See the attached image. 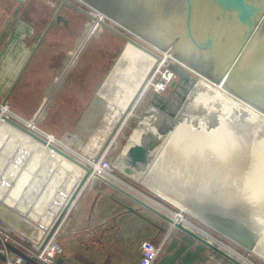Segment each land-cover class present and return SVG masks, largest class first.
<instances>
[{
    "label": "crops",
    "instance_id": "crops-1",
    "mask_svg": "<svg viewBox=\"0 0 264 264\" xmlns=\"http://www.w3.org/2000/svg\"><path fill=\"white\" fill-rule=\"evenodd\" d=\"M53 3L51 0H0V98L3 99L8 94L43 29L47 26L50 20L47 14L54 7ZM45 9L48 10L47 13L43 12ZM69 9L68 6L61 8L62 12ZM61 16L64 22L54 21L50 25L10 93L9 103L11 101L14 104L13 93L22 80L27 82L30 79L29 74H34L35 71L38 73L40 70L43 73L47 71V73L54 74L61 71L59 60L53 64L59 51L55 50L52 44L56 23H63L64 28H70L68 27L70 19L65 18L63 13ZM87 31L88 29L85 28L80 33L78 41L86 35ZM125 46H128L129 50L121 52L126 54L119 53L126 60L132 61L130 53L127 52H131L130 48L139 49L130 44ZM47 59H49L48 62ZM131 65L130 62L129 66ZM150 68L151 66L148 70ZM121 71L120 69V73ZM148 73L149 71L145 75L147 76ZM140 85L138 84L134 90L131 85L123 86L126 92L123 94L120 89V102L117 104H101V113L107 117L111 115L107 123L104 124L102 121L100 124L103 128L101 137H108ZM34 111L26 116H33L36 113ZM133 134L129 133L127 136L124 148ZM119 162L120 160L115 165H119ZM57 163L59 166L54 167ZM115 167L118 169L117 166ZM17 168L21 169V173L15 177L14 169ZM29 173H32L35 178L28 182ZM82 174V169L66 157L52 149H45L39 140L30 137L21 129L0 118V186H2L0 203L10 202L6 205L7 207L19 208V206H13L17 193L25 187V191L19 194V199L25 203L28 202L34 197L37 181L39 184L45 175L48 176L49 178L44 182L45 187L41 192H37L38 197L34 200L37 202L34 206V217L42 206L49 210L48 215L45 216L49 220L45 228L48 232L57 220L61 209L71 199ZM7 184L8 189L4 192ZM53 192L56 195L54 200ZM49 198L50 203L44 204ZM0 215L3 216L2 213ZM161 215L146 209L127 195L96 180L79 194L61 221L58 233L61 253L56 258L55 264H137L140 257V242L144 239L157 240L163 235L167 236L166 240L153 264H220L215 255L216 252L201 241L202 237L170 226ZM5 216L11 224H17L25 230L29 229L26 223L19 221L16 217ZM15 248L24 253H27L28 249L26 246L23 247V244Z\"/></svg>",
    "mask_w": 264,
    "mask_h": 264
},
{
    "label": "rangeland",
    "instance_id": "rangeland-1",
    "mask_svg": "<svg viewBox=\"0 0 264 264\" xmlns=\"http://www.w3.org/2000/svg\"><path fill=\"white\" fill-rule=\"evenodd\" d=\"M51 2L52 3L54 2L53 3L54 7H52L51 12L47 14L49 19H51L50 17L52 16V13L55 11L58 5L57 0H51ZM74 3H76L78 6L82 7L83 9H86L80 3L78 2H74ZM63 7H66V6L64 5ZM43 12L47 13L48 10L45 9ZM62 13L65 18L70 19V24L68 26L70 28L68 29L64 28L63 23H60V24L56 23V26H54V30H53L54 36L52 38V44L54 45L55 50L59 51L57 55L58 57L53 61V64H56V61L59 60L61 64L60 65L61 71L58 74H54L51 72L47 73V71L43 73L39 69L40 71L38 73H35L36 72L35 71L34 74H29L30 79L27 82H25V80H22L21 84H19V87H17L13 93L15 105L11 101L9 104L11 105L13 112H15V114L19 115L23 119H31L32 116L29 117V116H26V114L30 113L33 110H35L34 112H36L40 104H42V107L39 109L40 112L38 111L35 117V121L34 120L27 121L26 123L28 125H33L37 121L36 128L39 131L44 132L46 134H50L59 141L60 147L54 144L58 149L70 155L71 157H74V159H77V161H79V163H81L82 165H86L88 160L91 159L90 157L91 153L99 152L100 148L102 147V145L105 143L107 139V138L101 137V133H103V128H101L100 124L102 123V121L104 122V124L107 123V119L110 120L111 115L107 117V116H104L103 113H101L100 111L101 104L102 103H105V104L110 103L112 105L117 104L118 102H120V89H122L121 91H123L122 92L123 94H125L126 92L123 86L131 85L134 90L138 84H141L142 79L144 78V76H146L145 73L149 71L148 70L149 67L152 66V59L147 57L148 56L147 54H146L147 56H145V53L140 52L139 50H135L134 48H130L131 52H127V53L128 54L130 53L132 61L126 60L123 57V55L120 53H125L121 51L129 50V48H127L128 46H125V45H128L130 43L125 42V40L116 36L112 32L106 30L105 28H102L101 25H99L98 23L94 22L93 20L85 16L84 14L74 10L71 7L69 10H63V12L62 10H60L59 15L61 16ZM85 28L88 29L86 35L78 41V38L80 37V33ZM39 34L37 36H39ZM89 36L90 38L88 39ZM48 61L49 59H47V62ZM130 62L132 64L131 66H129ZM177 62L180 63L179 61ZM127 67H129V69ZM185 68L187 71L189 70L188 67H185ZM67 69H69L68 72H66ZM109 69L111 70L108 73ZM120 69L122 70L121 73H120ZM123 69H126V70H123ZM107 73L108 75H106ZM105 76L107 77L105 81H103ZM159 78H160V73L156 75L154 81H157ZM37 79H39V81ZM180 79H181L180 75L178 73H175V77L172 80L174 81L175 84L172 87H170V84L172 82L171 81L166 86V88L161 92H154L153 87L151 86L148 89H146L144 94L142 93L143 96L140 98L139 102L136 104V108H135L136 116L139 118V116H141L145 112V110H147L149 106L154 107L158 111V107L162 105L163 103H164L163 105L167 104L169 108L171 109L172 105L170 104H175L176 99H177L176 97L177 89L176 88L178 86V83L180 82ZM148 81H149V78L147 79L146 84ZM101 83L102 84L105 83V85H102ZM102 88H106V89L102 90ZM173 96L174 98L169 104L168 101ZM158 98L164 99L166 102L162 103L158 101ZM153 103H156L158 107H155ZM137 117L130 119L127 122V124L124 127H122L119 130V132L114 134L113 137L110 139V141L112 140L113 143L111 142L110 143L111 146L107 148V154H108V157L112 161L118 162L121 159L123 155L122 150L125 145V140L127 136L129 135V133L131 132V130L137 124V119H138ZM10 120L16 122L13 119H10ZM191 120L187 118L184 121L178 122L179 127L182 130L181 132V130L178 128L180 130V133H183L182 135L186 136L187 141L192 143L191 147L194 146L193 145L194 142L199 143L201 141V137L203 136H206V137L214 136L218 133V131L219 133L222 131H225L223 132L224 133L223 140L220 142L225 146V147L223 146L224 147L223 149L225 151L222 149L217 152L218 153L221 152L222 154H225V155L228 154L227 157H232V156L234 157L235 155H237V157H235V160H238L239 162L238 161L236 162L240 165L241 156L239 154L231 155L233 153L232 147L236 146V143L232 140L229 141L228 137H231V136H230V133L228 134L227 132L229 131L234 132L236 130L233 129L230 124L226 123V121H230V120L224 119L222 117H218L216 120H218L219 124H210L208 125V128L204 127L203 124L202 125L197 124L198 127L195 129H194L195 124H192V123L190 124ZM149 123L152 124V128H153L154 124L152 120L150 121L149 119ZM202 126H203V129L205 128V131L207 132V134L206 132L205 134H201V132L198 131L200 130V128L202 129ZM32 131L35 132L34 130ZM154 131L148 134V132L146 131L144 127V131L142 132L141 136L137 137V139L139 140L140 138V141L142 142L145 138H147L146 136L150 137ZM196 131L198 132L196 133ZM210 132H214L215 134H210ZM69 136H73L75 138V140L77 141L76 145L66 142V138ZM234 139L236 140V142H239L240 140L243 139V137L241 135H236ZM208 140H210V142L213 144L214 147H217L219 145V143H217L215 139L209 138ZM250 142L251 143L247 145L253 146L252 141ZM163 144H164V141L160 145V148L157 149L159 153L156 150L155 156L153 155V153H155L153 152L155 149L151 151L153 153L150 154L149 156L150 161L148 165H146L143 169L144 172L149 176L154 171V169L151 166H149L152 159L154 158L155 161L157 158L160 160H163V158H159L157 156V153L159 155H163V154H160V151H165V147L163 146ZM189 145L190 144L187 143L181 146L182 147L181 150H183V153H185L186 150H188ZM226 146L231 147V148L229 147L231 153L227 149L228 147L226 148ZM203 148L205 149L204 145H203ZM233 149L236 151V148H233ZM174 150H176L175 147L171 146L170 151H174ZM205 151H210V150L205 149ZM152 156L154 157L152 158ZM203 156L208 157L207 154H203ZM125 159L126 157L123 160H120V162L122 161L123 163H125ZM200 163L201 162H199L198 165H200ZM237 163L235 164V169L233 166L234 171L229 170V173L233 172V176H234L233 181L235 184L239 183V178L238 177L236 178L237 176L236 173H238L237 170H239V165H237ZM22 165L24 166L23 163ZM175 165L176 164L173 163V165L170 166V169H168V166L165 165L166 166L165 169L159 168L157 171L158 173L161 170V176L158 177L156 182L165 181L166 185L170 184L168 187H166L170 191L169 194H171V191H177V190L182 191V189L187 190L186 185L184 186L181 184L182 183L181 178H186L185 176H181V178L167 177L169 173L167 170H170L171 172L175 171V173L177 174L179 173L175 170ZM58 166H59V163H57V165H54V167H58ZM125 167H127L126 163H125ZM18 171L19 173H21V169L20 170L19 168L14 169L15 177L17 174H19ZM131 171L140 172V170L137 171L135 169H132ZM113 174H118V177L120 178L121 182L124 185L127 184L128 187L138 191L139 193L151 199L152 201H155L156 203L160 204L167 210H170L171 212H174V213L180 212L184 216L185 220L188 221V223L204 231L206 234L212 236L215 240L226 245L230 249L238 252L240 255L245 257V259H247L252 264H264V228H262V225L259 226V224L261 223H258L257 224L258 226H254L252 229L253 231L251 230L254 235V243H253L252 249L247 250L241 247L240 245L234 243L227 237L223 236L222 234H220L219 232L211 228L209 225L204 224L198 218H195L191 214L182 210L179 204H174L170 200L166 198L163 199L162 197H160V195H162L165 192H161L160 187L157 184L156 186L154 185V190H151L148 183L147 184L142 183L145 181L141 182L140 179L135 180L132 177L130 178L123 177V175L118 172V169L115 167V165L113 168ZM33 176L34 175L32 173L31 174L29 173L27 181L29 182L31 179H34L35 177ZM47 178L49 177L45 175V178H43L42 182L38 184V181H37V186L35 187L36 190H34L33 199H30L28 202H26L23 207L19 206L20 211L30 212L31 211L30 209H32L34 213V206L37 203L34 200H36L38 197L37 192H41V190L45 187L44 182L47 180ZM206 178L207 177H205L204 180L198 184V186H200V184H204L203 186H200V187H203L202 189H200L202 191L197 192L198 195L193 193L194 194L193 196H195V199H194L195 201H198L197 199H200L199 197H202L203 194H207L206 192H203V191L208 192L210 190L219 188V186L216 184L218 182V179H215V178L206 179ZM222 181H228V180H225L223 178ZM230 185L231 184H229V186ZM8 186L9 185L7 184V188L3 190L4 192L7 191ZM204 186L207 188H204ZM220 186H223V185H220ZM1 187L2 186H0V188ZM225 188L227 189V187ZM25 189H26L25 187L21 189L18 194H22L25 191ZM261 190L262 189L260 188V190L257 191L258 194H255L254 196L255 199L253 198L255 202V204H253L254 211L249 210V207H252V203L254 202L252 198H251V201L249 199H246L247 195L246 196L245 195L234 196L233 199L230 198L226 202L230 204L234 203V205L238 207L241 206L240 207L241 209H242V206H243V209H244V206L245 208L247 207L246 208V211H248L247 214L252 215L253 213L254 215L253 217L256 219H259L264 225V201L262 200V197L264 196L263 195L264 191H261ZM214 193H215L214 194L215 197L216 196L219 198L227 197L225 192H224L225 196L223 195L221 191V187H220L219 192L215 190ZM260 193L261 195H263L262 197ZM233 194H235V191ZM186 195H188V197L192 196V194L189 195L187 193ZM257 195L258 197L260 195V199L257 197ZM52 196L54 200V198L56 197L54 192L52 193ZM236 197L238 198L236 199ZM256 197L259 199V202H257ZM186 198L185 200H187ZM234 199L239 201V204ZM49 200L50 198L47 199V202L45 204H48ZM9 203L10 202H8L7 204H3L4 207H7L6 205H8ZM42 207H40L38 211H40ZM48 211L49 210L46 208L43 209L42 220L36 219L38 218V216L36 215V217H34V214L32 215V213L30 212L28 214L30 215L29 221L31 222L34 221L36 223H39L40 225L42 224L43 226H45L49 221L48 219L45 218V216L48 215ZM0 213H2L1 210H0ZM174 223L177 224L178 222L174 221ZM28 231L31 232L32 229L29 227ZM202 238H205V237L202 236ZM256 243L259 244L260 247H259V250L257 249L255 251L254 249L256 247ZM215 255L217 259L219 260L220 264H233L231 261H229L227 258L220 255L219 253L216 252Z\"/></svg>",
    "mask_w": 264,
    "mask_h": 264
},
{
    "label": "bare ground",
    "instance_id": "bare-ground-1",
    "mask_svg": "<svg viewBox=\"0 0 264 264\" xmlns=\"http://www.w3.org/2000/svg\"><path fill=\"white\" fill-rule=\"evenodd\" d=\"M91 14L95 18V19H91L94 22L98 23L99 25H101L104 22V19L101 18L100 14H97L95 12H92ZM125 35H126V37H128V39L125 40L126 42L130 43L131 45H133L134 47H136L137 49H139L143 53L147 54L152 59V66L149 70V73L147 74V76L145 77V79L143 80V82L141 83L139 88L137 89V91L134 93V95L131 98L130 102L128 103L127 107L129 106L131 101L134 99L135 95L140 91V88L142 87L141 92L138 93V96H137L135 102L132 104L128 113H126L125 119L123 120L122 124L118 127V129L116 130V132L114 134H116L119 129L124 127L131 118L137 117L136 113H135L136 104L139 102L140 98L143 96L146 89H148L150 87V85H152V78L159 71V67L163 63L166 62L165 58L160 59L159 61H156V59L151 54H148L144 50L145 47L149 48L148 45H146L144 42L137 39L136 37H133L132 35H129V34H125ZM165 55L167 57L171 58L170 55H167V54H165ZM175 60H176V62L178 61L177 59H175ZM177 64L179 66L175 64V65H171V67L174 68L177 72L188 74L189 79H190V84H189L188 90L186 91L184 99L179 106V109L176 111V115L174 117H169V115L167 113H160L154 107L149 106L147 108V110H145V112L141 116H139V118L137 117L138 118L137 124L135 125V127L130 132V134H133V133H135V134H133L132 138H130L131 140L127 142V144L124 148L125 152H124V154L122 153L123 155L120 159V160H123L126 157V151L130 146L137 145V144L141 143L140 138L138 140L137 137L141 136L142 132L144 131V127H145L148 134L155 130L151 134L150 138L158 140V142H159V145L156 146L155 150L153 151L155 153L151 152L150 154L153 153V155L155 156L156 150L160 148V145L164 141L163 146L165 147V151L159 150L160 154H163V155H159L158 154L159 152L157 150V152H158L157 156L159 158H163V160H160L157 158L155 161L153 158L154 156H152L153 159L150 162L149 166H151L154 169V171L152 172V174H150V176L147 175L143 169L140 170L141 173L140 172H132V171L130 172V174L124 173V170L126 167H125V163H123L122 161L119 163V165H115V163L117 162V161H115L114 165L118 167V171H119V173H121L123 175V177H126V178L132 177L135 180L140 179L141 182L145 181L142 183H144V184L148 183L151 190H154V185L156 186V184H157L160 187L161 192H165L162 194L163 196L160 195V197H162L163 199L166 198V199L170 200L171 202H173L174 204H179V206L182 210L191 214L193 217L198 218L199 220H201L206 225L212 224L211 222H213L214 220H217L218 223H224V224L232 225L234 227H240L241 229H243L246 232H248V229L252 230L254 226H258L257 225L258 223H261V224H259V226L262 225V228H264V225L262 224V222L259 219H256L253 217L254 216L253 213H252V215L247 214L248 213V211H246L247 207L245 208V206H244V209H245V211H244L243 206L241 209L240 205H239L240 207H238V206L234 205V203L230 204V203L226 202L230 198L233 199L234 196H238V195H245V196L247 195L246 199H249L251 201V198H252V200L254 202V199H255L254 196H255V194H258L257 191L260 190V188L262 189L261 191H264V114L261 113L260 111L256 110V109H254L253 107H251L247 103L236 98L235 96L230 94L228 91H226V89L219 86L218 84H215V83L209 81L208 79L204 78L203 76L197 74L194 71H191V70L187 71L185 68L186 66L183 63L181 64V62L180 63L177 62ZM165 76H166V73H165ZM148 78H149V81L146 84V81ZM182 85H185V84L182 83ZM182 91L183 90H182L181 86L178 85L177 91H176L177 99H178V96L180 94H182ZM174 106H175V104L172 105L171 109H173ZM41 107H42V104H41L40 108ZM125 110H124L123 114L125 113ZM123 114L121 115V117L123 116ZM3 115L5 116L4 113H3ZM4 116H0V118L4 119L5 121L12 124L13 126L19 128L18 127L19 124H16V122H15V124L12 123V120H9V118L5 119L6 116L5 117ZM218 117H222L224 119L230 120V121H226V123L230 124L232 126V128L236 130L234 132L229 131L227 133L228 134L230 133V136H231V137H228L229 141L232 140L236 143V146L232 147L233 153L231 155L239 154L241 156L240 157L241 158L240 165L236 162L238 160H235V157H237V155H235L234 157L233 156L227 157L228 154L225 155V154H222L221 152H219V153L217 152L219 150H222L225 147L222 143H220L223 140V136H224L223 132H225V131H222L220 133L218 131V133L214 136H208V137L203 136V137H201V141L199 143L194 142L193 143L194 146H192V147H191L192 143L187 141L186 136L182 135L183 133H180L181 129L179 127L178 122L184 121L187 118L189 120L192 119L190 124L191 123L195 124L194 125V129H195L198 127L197 124H201V125L203 124L204 127H206V128H208V125H210V124H219L218 120H216ZM149 119H150V121L152 120V122L154 124L153 128H152V124L149 123ZM167 125H170V130H168L164 134H161L160 130L163 127H166ZM19 129H21V128H19ZM112 130H111L109 135H111ZM31 131H29V133H27V134L30 137L39 140L45 149H52V150L58 152L59 154H61L63 156L65 154V156L71 157L70 155H68L65 152L58 149L54 145L52 138H50V137L45 138V137H41L38 135H37L38 136L37 137L35 132H33V131L31 132ZM198 131L201 132V134H205V132H206L205 128L203 129V126H202V129L200 128V130H198ZM198 131H196V133ZM181 132H182V130H181ZM206 134H207V132H206ZM210 134H215V133L210 132ZM236 135H241L243 137V139L240 140L239 142H236V140L234 139ZM209 138L215 139L216 142L219 143V145L217 147H214L213 144L210 142V140H208ZM224 138H226V137H224ZM250 141H252L253 146L247 145V144L251 143ZM66 142L72 143L73 145L77 144V141L75 140V138L73 136L67 137ZM111 142L113 143L112 140L110 142H108L105 149H107L111 146L110 145ZM187 143H189L190 145L188 146V150H186V152L183 153V150H181L182 149L181 146L184 144H187ZM103 145H102V147H103ZM203 145L205 146V149H208L210 151H205V149L203 148ZM171 146L175 147L177 152H176V150H174L175 152L170 151ZM227 147L228 146H226V148ZM229 147L227 149L230 152L231 147L230 148ZM233 148H236V151ZM97 154H98V152L91 153V156H90L91 159L88 160L89 165L88 164H86L87 166L83 165L84 168L78 166L76 163H74L72 160H70L66 157L72 163H74L79 168H81L83 171V174H82L81 180H80L78 186L76 187V190L74 191L71 199L61 209L57 220L55 221V223L51 227V230L53 227H56L58 225V223L61 219V216H63L62 214L65 213L67 211V209H69L73 205L74 201L79 196V194L83 190V188L86 185L91 186L96 181V179H98L99 176L97 174V167L93 163V160L96 158ZM203 154H207L208 157H204ZM199 162H201L200 165H198ZM173 163L176 164L175 170L179 173L177 174V173H175V171L171 172L170 170H167L169 172L168 173L169 176L167 175V177L181 178V176H185L186 178H181L182 179L181 184L184 186L186 185L187 190H189V191H187L186 189H182V191H180V190L179 191L178 190L177 191H171V194H169L170 191L166 187H168L170 184L166 185L165 181L156 182L158 177L161 176V170H160V172L157 173L158 169L159 168L165 169L166 166H168V169H170V166L173 165ZM236 163H237V165H239V170H237L238 173H236L237 174L236 178L237 177L239 178L238 184H235L233 181V178H234L233 172L229 173V170L234 171L233 166L235 169ZM79 164L82 165L81 163H79ZM88 167L93 168V170H92L93 172L90 174H87L86 170H85ZM230 168H232V169H230ZM226 170H227V172H226ZM207 173H209V174H207ZM234 175H235V173H234ZM113 176H114V179H112V178L106 179L105 178L107 183H110L111 185L115 186L116 188H119L122 191L127 192L128 194L132 195L133 197H135L139 201L145 203V205L151 207L152 209L156 210L160 214L166 216L171 221L170 225H173L175 227L178 223H180L181 226L183 225L182 227L184 229H186L187 231H190L191 233H194L198 237L204 236L205 238H203V239L207 241L208 245H210L211 247L212 246L215 247L216 249H218L222 253H225L226 255L231 257L232 259L236 260L239 264H252L247 259H245V257L240 255L238 252L230 249L226 245L215 240L212 236L206 234L204 231H202V230L196 228L195 226H193L192 224L188 223V221L185 220L184 216L180 212L174 213V212H171L170 210H167L166 208H164L160 204L156 203L155 201H152L151 199L145 197L144 195H142L138 191L128 187L127 184L124 185L121 182L120 178L118 177V174H114ZM205 177H207L206 179H210V178L218 179V182L216 181L217 182L216 184L219 186V188L210 190L208 192L203 191V192H206L207 194H203L202 197H199L200 199H197L198 201H195L194 200L195 196H193V195L197 194V192L202 191L200 189H202L203 187H200V186H203L204 184H200V186H198V184L201 181H203ZM223 178L225 180H228V181H222ZM179 182H180V180H179ZM229 184H231V185L229 186ZM172 185H174V184H172ZM220 185H223V186H220ZM220 187H221V191H222L223 195L225 196V193H226L227 197L219 198L217 196L216 197L214 196L215 190H217L219 192ZM225 187H227V189ZM204 188H207V187L204 186ZM231 188H233V189H231ZM236 189H237V191H236ZM234 191H235V194H233ZM186 193L189 195L192 194L193 197L192 196L188 197V195H186ZM260 195H261V193H260ZM260 195H259V197L257 195V197L259 199H260ZM263 195H261V197ZM186 197H188V198H186ZM257 197H256L257 202H259V199ZM263 197H262V200L264 201ZM185 198L187 200H185ZM237 198L238 197H236V199ZM235 201H237V200H235ZM237 203L239 204V201H237ZM253 204H255V202L252 203V207H249V210H251V211H254ZM173 220L175 222H178V223L175 224ZM232 221H234V222H232ZM259 247H260L259 244L256 243V247L254 250L255 251L257 249L259 250Z\"/></svg>",
    "mask_w": 264,
    "mask_h": 264
},
{
    "label": "water",
    "instance_id": "water-1",
    "mask_svg": "<svg viewBox=\"0 0 264 264\" xmlns=\"http://www.w3.org/2000/svg\"><path fill=\"white\" fill-rule=\"evenodd\" d=\"M57 1L58 5L51 19L43 30L25 65L13 82L8 94L3 98V102L8 101L10 93L50 25L54 21L59 22L63 20L59 12L66 5L84 14L89 19H95L91 14L92 12L100 14L104 18V22L101 24L102 28L112 32L123 40L128 39L125 34L132 35L141 40L149 46V48L145 47L144 50L148 54H151L156 61H159L160 57L152 50L166 51L174 59H177L188 67L189 70L218 84L236 98L264 114V0ZM74 2L80 3L86 9H83ZM172 69L180 75L181 79L178 85L183 90L182 94L176 99L173 109H170L167 104L163 105V102L166 101L161 98H158V101L163 104L159 107L156 103H153L155 107H158L160 113H167L169 117L176 115V111L179 109L190 84L188 74L177 72L174 68ZM182 83L185 85H182ZM174 84V81H172L170 87ZM141 88L139 92H141ZM138 93L126 108L123 116L117 121L111 135L106 139L95 160L99 158L118 127L122 124L126 113H128L132 104L135 102ZM174 96L168 101L169 104ZM12 123L15 124L14 121ZM18 127L26 133H29L21 125H18ZM168 130H170V125L163 127L160 133L164 134ZM158 145V140L147 137L141 143L130 146L126 151L125 163L127 167L124 173L130 174L132 169L137 171L144 169L149 163L150 152ZM65 157L84 168L73 157ZM114 162L112 161L113 164ZM85 170L87 174L92 172L90 167ZM98 179L115 190L127 195L146 209L155 213L157 212L127 192L107 183L101 177H98ZM157 214L160 213L157 212ZM161 216L163 217L164 215ZM163 218L169 224L171 223L170 219L166 216ZM211 223L209 224L211 228L234 243L247 250L252 249L254 235L250 229H248V233L240 227L218 223L217 220ZM175 227L191 233L180 224H177ZM201 241L233 264H239L225 253L208 245L207 241L203 239ZM4 247L9 252L20 256L23 264H40L33 257H30L9 243H5ZM0 264H6V256L2 253H0Z\"/></svg>",
    "mask_w": 264,
    "mask_h": 264
},
{
    "label": "built area",
    "instance_id": "built-area-1",
    "mask_svg": "<svg viewBox=\"0 0 264 264\" xmlns=\"http://www.w3.org/2000/svg\"><path fill=\"white\" fill-rule=\"evenodd\" d=\"M101 18L104 19L102 16ZM152 51L156 53L159 57H161V59L165 58L166 60V62L163 63L159 67V71L153 76L152 85H150L151 87H153L154 92H161L166 88V86L175 77V72L172 69L171 65H175L177 64V62L174 59V57L173 58L172 56L171 58L167 57L165 54L169 55V53L166 51H155V50H152ZM158 73H160V78L157 81H154ZM165 73H166V76H165ZM40 106L31 119H23L19 115L15 114V112H13V109L8 101L3 102V99H0V116H4L3 115L4 113L6 115V117L4 116L5 118L15 120L17 123H19L22 127L26 128L27 130L28 129L34 130L38 136L45 137V138L47 137L52 138L53 143L56 146L60 147L59 141L54 136L41 132L36 128L37 121L33 125L26 124L27 121H31V120L35 121V117L38 111L40 112L39 110ZM95 159L93 160V163L97 167L98 176L101 177L103 180H105V178L114 179V176H113L114 175L113 174L114 164L112 163V160L108 157L107 149L103 150V152L101 153V155L99 156L97 160ZM90 168L91 170H93L92 167ZM96 180L99 183H104L100 179H96ZM86 187H84L83 190ZM82 191L80 192V194L82 193ZM49 203H50V200L48 201V204ZM24 205H25V201H21L19 199V194L17 193L14 199L13 206L23 207ZM70 208L67 209V211L63 214L58 225L56 227H53L52 230L50 229V231L46 232L45 228L47 227L49 221L45 226L41 224L43 227L39 223H36L34 221L32 222L29 221L30 215L28 214L30 212L32 213V215L35 214L33 213L32 209H30L31 210L30 212H23V211H20L18 207L16 208L15 207H4V205L0 203V210L3 213V216L0 215V242H1L0 253L6 256V264H23V260L20 256L15 255L9 252L7 249H5L4 247L5 243H9L14 247H17L18 245L23 244V247L24 246L28 247L26 254L29 255L30 257H33L40 264H55L56 258L61 253V246L58 242V233H59L61 221L63 217L66 215V213H68ZM43 209L44 208L36 212V215L38 216V218L36 219L42 220ZM5 215H7L8 217H16L19 221L26 223L32 229V231L29 232L28 230H25L24 228L20 227L17 224H11L10 220L7 219ZM34 231L36 235L34 234ZM166 237H167L166 235H163L157 240H151V239L142 240L139 244L140 257H139L137 264H153L157 255L159 254V252L161 251L164 245Z\"/></svg>",
    "mask_w": 264,
    "mask_h": 264
},
{
    "label": "flooded vegetation",
    "instance_id": "flooded-vegetation-1",
    "mask_svg": "<svg viewBox=\"0 0 264 264\" xmlns=\"http://www.w3.org/2000/svg\"><path fill=\"white\" fill-rule=\"evenodd\" d=\"M160 59H161V57H160Z\"/></svg>",
    "mask_w": 264,
    "mask_h": 264
}]
</instances>
